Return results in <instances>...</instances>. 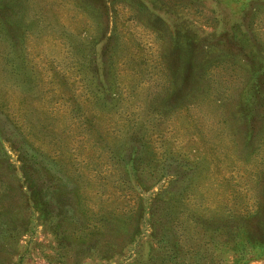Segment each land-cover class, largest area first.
I'll use <instances>...</instances> for the list:
<instances>
[{
    "label": "rangeland",
    "instance_id": "rangeland-1",
    "mask_svg": "<svg viewBox=\"0 0 264 264\" xmlns=\"http://www.w3.org/2000/svg\"><path fill=\"white\" fill-rule=\"evenodd\" d=\"M0 264H264V0H0Z\"/></svg>",
    "mask_w": 264,
    "mask_h": 264
}]
</instances>
